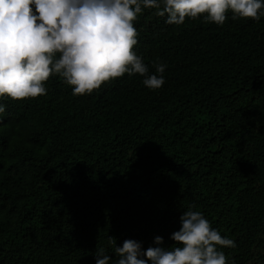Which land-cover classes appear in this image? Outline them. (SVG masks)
<instances>
[{
    "label": "trees",
    "instance_id": "obj_1",
    "mask_svg": "<svg viewBox=\"0 0 264 264\" xmlns=\"http://www.w3.org/2000/svg\"><path fill=\"white\" fill-rule=\"evenodd\" d=\"M133 22V51L164 83L124 74L73 95L0 97V264H95L125 239L170 246L183 211L235 241L227 264H264V16L222 25Z\"/></svg>",
    "mask_w": 264,
    "mask_h": 264
},
{
    "label": "clouds",
    "instance_id": "obj_2",
    "mask_svg": "<svg viewBox=\"0 0 264 264\" xmlns=\"http://www.w3.org/2000/svg\"><path fill=\"white\" fill-rule=\"evenodd\" d=\"M143 9H155L166 24L201 18L222 25L232 18L258 21L264 0H0V97L12 101L46 94L44 82L57 74L73 95H87L124 74H138L151 90L164 83L166 65L154 72L132 49L137 44L133 22ZM6 105L0 103V119ZM170 246L154 237L146 249L125 239L115 246V259L104 247L94 253L95 264H227L224 248L235 241L211 227L202 212L189 208L179 216V229Z\"/></svg>",
    "mask_w": 264,
    "mask_h": 264
}]
</instances>
